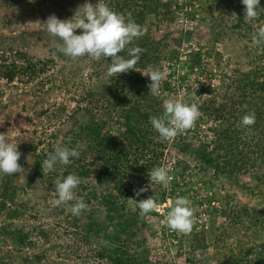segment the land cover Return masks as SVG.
<instances>
[{
  "label": "rangeland",
  "instance_id": "1",
  "mask_svg": "<svg viewBox=\"0 0 264 264\" xmlns=\"http://www.w3.org/2000/svg\"><path fill=\"white\" fill-rule=\"evenodd\" d=\"M97 1L99 2V0ZM161 1L167 3L168 8L162 9L158 16L152 18V37L158 38L167 35L171 48L177 49L181 54V60L185 59L189 50L191 52L197 48L206 49L211 52L215 61L224 57L220 67L226 65L227 72L230 73L229 71L238 67L235 66L238 63L235 61V56L243 47L248 48L250 53H253V57H256L257 45L253 43V36L260 27L264 26V12H262L263 17H259V21L252 24V31L244 34V39H240V34H238L240 32H233L228 27L231 26L233 14L236 17L244 12L241 0H227L217 11L213 10V18L207 14L206 9L214 0H193L194 5H197L190 10L191 14L188 13V9H191L188 0ZM25 5V3H15L14 0H0V45L5 50L12 47L22 53H27L28 57L34 60H44L50 56L54 38L44 32L43 26L38 23V21H42V16L39 17L40 12L25 9L27 8ZM18 8H22V10L19 11ZM71 11L73 16L75 9ZM217 22L220 23L219 27H217ZM217 31L227 34L223 35L222 40H215L214 34ZM21 34L26 39L25 43L16 44L13 38ZM185 35H191L188 41L184 40ZM6 57L8 60L12 59V54ZM167 59L162 62L161 67L164 74L163 81L169 80V67L175 61L171 58ZM177 61L179 62L180 59ZM110 62L109 59L103 58L99 61H91L87 57L80 58L79 61L57 58L55 67L48 74L53 73V75L44 85L36 84V82L25 83L20 80L7 84L0 80V133L8 132L10 139L19 143L18 151L21 153V157L18 163L26 171V173L10 176L11 184L19 185L22 188L25 186L29 167L32 165L33 154L30 146H35L37 151H43L48 155L61 141H70L73 134L79 132L77 125H83L84 119H86L84 114L87 117L93 116L96 122L106 121L103 126V134L117 135V139L120 140L118 135L125 132L124 118L121 116L122 110L127 109L136 97L129 96L125 92L123 94L116 93L118 88L113 84L114 81L127 78V73L108 76L107 64ZM247 65L243 59V63L239 64V67L246 69ZM144 71L145 69L141 70L140 68L135 70L140 75L137 89L143 92L149 91L148 85L151 83L149 77L143 75ZM179 73L184 75L185 80L181 84L178 83V79L171 78L169 80L170 90L164 92L160 90L161 95L157 96L160 97L161 105L163 106V102L170 97L190 104L195 103L200 107L202 113L199 119L206 121V116L202 111L205 108L202 100L191 101L189 99L196 87L200 86L201 82L197 80L198 75H190V78L186 79V71L182 70ZM173 81H175L174 84ZM212 82L215 85L216 80L214 79ZM172 88L174 91H171ZM222 89L218 87V94L213 95V102L220 103V97L224 95L226 99L221 103L229 105L230 99L236 98L233 95L234 86ZM245 97L248 100L249 94ZM233 111L229 110L230 115L237 116ZM40 112L43 113L41 116L38 115ZM82 115L83 117H81ZM240 121L237 122L236 127L242 131L241 137H244L248 130L241 126ZM21 123L28 126L21 128ZM204 125L205 127L201 126L199 129L201 133L196 135L193 140L196 145L209 136L205 130L209 123L206 121ZM14 128L19 129L21 134H16ZM70 128L74 130L73 133H69ZM259 130L254 132L253 129H250L255 133L253 139L248 142L250 147L258 140ZM151 139L152 144H148L149 147L157 148L155 144L160 138L152 135ZM76 140L75 149L78 152L85 150V141ZM159 143L162 147L157 149L159 159L156 161L149 151L140 152L130 146L124 147L128 154L123 159L121 166L123 168L128 166L127 177H132L131 196L126 200L132 210H139L136 203L140 200L150 196L155 197L157 194H162L163 191L169 192L172 185H175V181L177 182L174 197L168 196L165 205H160L159 210L147 215H141L139 210V238L146 239L149 264H221L234 257L237 260L253 259V254L246 258L245 252L251 245L258 246L259 250L262 249L261 246H264V234L259 230L264 220L262 218L255 222H249L244 217L239 220L237 212L242 208L264 209V184L258 185L252 179L253 176H261L262 170L259 167L249 168V173L239 175L236 179L240 185L244 183L248 188L240 186L236 188L233 179L213 178L210 169L205 171V167L192 154H182L177 147L168 142ZM118 146L120 147V144ZM152 162L156 163L155 167H165L170 176L173 175L170 172L175 166L173 173L177 179L172 184L170 183L168 188L150 182L149 177L147 179L137 177L139 175L137 170H141V166L149 167L150 164H153ZM62 165L57 162L54 170L48 175H52L56 171L60 173L63 169ZM152 168L148 170L150 171ZM92 176L95 175L92 174ZM3 179H5V174L0 173V183ZM104 187L103 183L99 192ZM141 188H146L147 191L136 196V192ZM77 189L78 187L74 190L75 195L81 194V190ZM177 196L187 197L191 200L196 217L195 228L191 233L181 234L178 231L173 233V230L163 223L170 208V199ZM55 198H57L56 193L47 192L41 184H37L34 190L19 191L16 202L24 203L28 211H25L24 218L17 223L29 229L36 227L49 229L52 232L50 234L52 245H65L68 241V234H64L65 227L70 231H74V228L68 227L64 223H67V220L73 223L72 218L77 219L80 215H72L67 206H54L52 200ZM94 204L91 202L88 207ZM192 237L194 239L203 238L206 247L197 246L192 251L190 246ZM96 247L92 245L89 248H77L75 254L69 252L68 264H107L95 257Z\"/></svg>",
  "mask_w": 264,
  "mask_h": 264
},
{
  "label": "trees",
  "instance_id": "2",
  "mask_svg": "<svg viewBox=\"0 0 264 264\" xmlns=\"http://www.w3.org/2000/svg\"><path fill=\"white\" fill-rule=\"evenodd\" d=\"M14 1L15 3H25L27 7L25 9L40 12L41 22H44L50 15H55L60 20L70 19L72 17L71 10L86 2V0ZM87 2L95 5L98 1L87 0ZM104 2L116 12L125 15L130 13L132 19L146 29L142 37L129 45V47L138 46L144 50L140 54L134 71L130 70L127 72V78L121 81L117 79L113 83L118 88L116 93L123 94L125 92L129 96L136 97L127 109L122 110L121 116L124 118L125 132L118 135L120 140L117 139V135L103 134V126L106 121L96 122L91 114L92 117H87L84 114L86 119H84L83 125H77L79 132L73 134L70 141H61L58 145L75 149L76 139H81L85 141V150L79 152V158H70L71 163L69 165H62L63 169L60 173L56 171L52 175H43L41 171V164L47 154L43 151H37L35 146H30L33 157L25 186L22 188L19 185L11 184L10 176L13 175H5V179L0 183V215L3 213L0 216V264H68L69 252L75 254L77 248H89L92 245L97 246L95 257L107 264H149L148 250L145 245L146 239L144 237L139 238V210H132L126 201L131 196L132 177H127L128 166H124V168L121 166L123 159L128 154L124 148L126 146L135 148L136 151L140 150V152L149 151L155 161L159 159L157 149L162 147L159 142H165V140L161 139L152 128L149 118L160 116L163 113V106L160 97L154 96L148 90L143 92L137 89L140 75L135 70L138 68L144 70L151 65L159 67L162 71V62L168 60L167 58L175 60L169 67V80L175 78L181 84L185 80L184 75L179 73L182 70L186 71V79L190 78V75H198L197 80L201 82L199 83L200 86L196 87L189 99L191 101L202 100L203 107H205L202 111L206 116L207 123H209L205 129L209 136L197 145L193 140L196 135L201 133L200 127H205L206 121L203 118V120L198 119L193 128L172 139L173 146L177 147L182 154H192L205 167V171L210 169L213 178L233 179L236 188L239 186L248 188L244 183L240 185L236 179L239 175L249 173L248 169L254 167H259L262 173L261 176H253L252 179L258 185L264 184V45H257L256 57H253V53L251 54L248 48L240 49L235 56V61L238 62L235 66L238 67L228 73L226 65L220 67L224 57L215 61L211 52L197 48L191 52L189 50L185 59L181 60V54L178 53L177 49L171 48L167 35L158 38L152 37V18L158 16L162 9H167V3L161 0H104ZM224 2L227 0H214L207 7V14L213 18V10L217 11ZM188 5L191 6L188 13L191 14L192 11L190 10L194 9L197 4L194 5L193 0H188ZM259 7L264 9V0H260ZM179 8L181 9V7ZM18 10L21 11L22 8H18ZM196 10L194 11L196 12ZM259 17H263L262 12L256 19L249 21L244 18V12H242L233 18L231 26L228 28L233 32H240L238 33L240 34L239 38L244 39V34L252 31V24L258 22ZM219 25L220 23L217 22V27ZM75 34H81V30H77ZM226 34L217 31L214 34V39L222 40L223 35ZM190 36L185 35L184 40L188 41ZM13 40L19 44L20 42L25 43L26 39L21 34L14 37ZM53 51L54 48L50 49V56L44 60H34L29 58L27 53H22L12 47L5 50L0 45V80L7 84L20 80L25 83L36 82V84L44 85L53 75V73L48 74L55 67L57 58L70 60L62 54L53 55ZM10 54H12V59L8 60L6 56ZM120 55L127 58V50L121 52ZM219 56L221 57V55ZM108 59L110 60V58ZM177 59L180 61L178 62ZM243 59L248 64L246 69L239 67V64L243 63ZM179 66L180 69H178ZM214 79L216 80L215 85L212 82ZM169 80L162 81V92L170 90ZM232 86H234L233 95L236 98L230 99L229 105L221 103L226 99L224 95L220 97L221 104L213 102L212 98L213 95L218 94V87L225 90ZM171 91H174V88ZM248 94L247 100L245 96ZM231 109L237 116L235 114L234 116L230 115L229 110ZM249 111H254L256 117V122L251 126V129L254 132L260 129L258 140L253 143L252 147L249 146L248 142L253 139L255 133L246 128L248 133L241 137L242 131L236 127L241 117ZM42 114L40 112L38 115L41 116ZM73 132L74 130L70 128L69 133ZM152 135L160 138L155 144L157 147L155 149H151L148 145L152 144ZM160 155L162 156L161 152ZM152 163L149 167L141 166V170H137V172L139 171L137 177L147 179L148 169L156 165L155 162ZM125 167L127 168L125 169ZM174 170L175 166L170 172L173 174L171 175V184L177 179L174 176ZM70 173L76 174L81 180L78 186L81 194L76 196L83 197L87 205H90L91 202L95 204L82 211L77 219L72 218L73 223L68 222V220L67 223H64L68 227L74 228V231H70L65 227L64 234H68V241L65 245H52L51 230L41 227L29 229L17 223L24 218L25 211L27 212L28 209L24 203L16 202V198L19 191L34 190L37 184L45 187L47 192H55L54 181L58 177H66ZM103 183L105 187L99 192ZM176 184L175 181V185H172L169 192L163 191L162 194H157L154 197L160 205L166 203L168 196L174 197L177 189ZM243 217L249 222H255L262 218L264 220V209L242 208L237 212V218L240 220ZM259 230L264 234V223H261ZM175 232L173 231V233ZM193 241L196 243L194 244ZM190 243L192 251L197 246L206 247L201 237L199 239L192 237ZM261 248L259 250L258 246L251 245L246 250V258L253 254V259L237 260L234 257L226 261L227 263L222 262L221 264H264V246Z\"/></svg>",
  "mask_w": 264,
  "mask_h": 264
},
{
  "label": "clouds",
  "instance_id": "3",
  "mask_svg": "<svg viewBox=\"0 0 264 264\" xmlns=\"http://www.w3.org/2000/svg\"><path fill=\"white\" fill-rule=\"evenodd\" d=\"M241 3L244 6V18L249 21L256 19L261 12H264V9L259 8L260 0H241ZM232 17H235V14ZM38 23L54 38L53 55L62 54L72 61H79L83 57H87L91 61L110 58L111 62L107 64V74L110 77L127 73L130 70L134 71L140 54L144 51L138 46L129 47V45L142 37L146 29L137 24L130 13L125 15L116 12L104 0H99L95 5L86 0L75 9L74 15L70 19L60 20L55 15H50L44 22L38 21ZM77 30H81V34H75ZM253 43L264 45V26L260 27L253 36ZM125 50H127V58L120 55ZM143 75L148 76L151 81L148 85L149 92L159 96L161 83L164 79L163 72L158 67L149 65ZM201 115L200 107L195 103L189 104L170 97L163 102V113L160 116H151L149 123L160 138L167 141L174 139L181 132L193 128ZM255 122L254 111L247 112L240 121L241 126L249 130ZM27 126L23 123L20 125L21 128ZM14 130L16 134H21L19 129L14 128ZM18 144L10 139L8 132L0 133V173L5 175L26 173L18 163L21 157ZM79 155L80 153L75 149L57 145L54 151L49 152L43 160L42 174L46 175L53 171L57 162L65 166L69 165L70 158H79ZM147 175L150 182L162 185L164 188L169 187L172 179L169 171L165 167L159 166L153 167ZM80 183V177L73 173L66 177H58L54 181L57 198L52 200V204L56 207L67 206L72 215L79 216L82 211L88 208L83 197H77L74 192ZM144 191L147 189H139L136 196ZM169 203L170 208L163 223L170 230L178 231L181 234L191 233L196 223L191 200L187 197L177 196L170 199ZM136 205L141 215H147L160 208V204L153 196L140 200Z\"/></svg>",
  "mask_w": 264,
  "mask_h": 264
},
{
  "label": "built area",
  "instance_id": "4",
  "mask_svg": "<svg viewBox=\"0 0 264 264\" xmlns=\"http://www.w3.org/2000/svg\"><path fill=\"white\" fill-rule=\"evenodd\" d=\"M182 134H184L185 132H181ZM190 133H193V132H190ZM165 142H168L169 144H172L173 145V142H172V140H167V141H165ZM135 191H134V189H133V193H134ZM162 205H165V203L164 204H162Z\"/></svg>",
  "mask_w": 264,
  "mask_h": 264
}]
</instances>
